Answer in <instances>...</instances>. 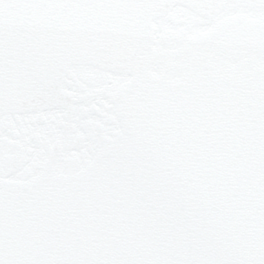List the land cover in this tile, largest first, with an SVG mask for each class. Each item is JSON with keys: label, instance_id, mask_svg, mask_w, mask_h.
I'll return each instance as SVG.
<instances>
[{"label": "snow or ice", "instance_id": "1", "mask_svg": "<svg viewBox=\"0 0 264 264\" xmlns=\"http://www.w3.org/2000/svg\"><path fill=\"white\" fill-rule=\"evenodd\" d=\"M0 264H264V0H0Z\"/></svg>", "mask_w": 264, "mask_h": 264}]
</instances>
